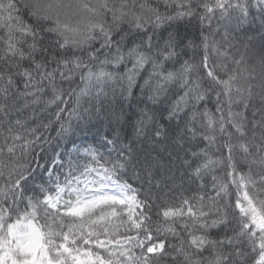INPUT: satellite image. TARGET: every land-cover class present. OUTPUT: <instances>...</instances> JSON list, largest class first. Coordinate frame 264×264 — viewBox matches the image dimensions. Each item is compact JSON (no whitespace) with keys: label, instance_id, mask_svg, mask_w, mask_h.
Masks as SVG:
<instances>
[{"label":"snow or ice","instance_id":"obj_1","mask_svg":"<svg viewBox=\"0 0 264 264\" xmlns=\"http://www.w3.org/2000/svg\"><path fill=\"white\" fill-rule=\"evenodd\" d=\"M0 264H264V0H0Z\"/></svg>","mask_w":264,"mask_h":264},{"label":"trees","instance_id":"obj_2","mask_svg":"<svg viewBox=\"0 0 264 264\" xmlns=\"http://www.w3.org/2000/svg\"><path fill=\"white\" fill-rule=\"evenodd\" d=\"M213 26H215V21H213ZM138 92V90H137ZM135 103V101L133 102ZM125 110L127 111V106H125ZM161 123H163L166 127L171 128L172 126L169 125L167 120L161 119ZM130 134V130H129ZM99 138L95 135V129L92 130L91 133L79 138L78 142H83L85 145L87 143H95ZM138 152L141 153V155L144 154L145 151H159L161 155V162L165 166V171L171 166L172 172L175 174V184L179 185L183 183L184 188L181 189L180 187H172V191L168 192L167 189H161L158 190V192H167L166 199L169 200V202H179L180 196L183 192V195H191L194 190H196L197 186L196 184H189L188 177L186 175L182 176V173L184 172V168L182 163L176 159L177 155L183 156L182 150L177 148L175 145H172L171 143H168L166 148L167 150H164L165 146H162L160 144L152 145L149 143L143 144V146L137 144L135 145ZM169 152L172 153L171 156H169ZM219 174V170H218ZM206 182L208 183L210 187L211 183V177H205Z\"/></svg>","mask_w":264,"mask_h":264}]
</instances>
